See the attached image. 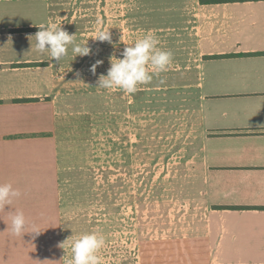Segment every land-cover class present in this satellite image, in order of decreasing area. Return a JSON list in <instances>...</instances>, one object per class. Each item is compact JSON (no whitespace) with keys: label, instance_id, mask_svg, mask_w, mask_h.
<instances>
[{"label":"rangeland","instance_id":"1","mask_svg":"<svg viewBox=\"0 0 264 264\" xmlns=\"http://www.w3.org/2000/svg\"><path fill=\"white\" fill-rule=\"evenodd\" d=\"M195 1L54 0L55 23L92 50L73 59L69 47L56 64L57 264L89 231L106 239L102 264H212L194 87L209 19ZM98 22L111 43L92 38ZM147 32L172 52L168 71L131 95L98 88L109 58Z\"/></svg>","mask_w":264,"mask_h":264},{"label":"crops","instance_id":"2","mask_svg":"<svg viewBox=\"0 0 264 264\" xmlns=\"http://www.w3.org/2000/svg\"><path fill=\"white\" fill-rule=\"evenodd\" d=\"M198 95L212 264H264V0L200 4ZM54 0H0V182L21 190L0 209V264H57V62L35 50ZM64 59V58H62ZM22 211L40 231L10 232ZM211 229V228H210ZM227 238V239H225Z\"/></svg>","mask_w":264,"mask_h":264},{"label":"clouds","instance_id":"3","mask_svg":"<svg viewBox=\"0 0 264 264\" xmlns=\"http://www.w3.org/2000/svg\"><path fill=\"white\" fill-rule=\"evenodd\" d=\"M96 29L94 40L100 42H112L109 29L102 25ZM38 31L34 34L35 50L41 54L47 52L50 57L59 62L68 55L69 47L73 54V59L79 56L92 54V50L87 46V41L77 43L75 34L61 27V23L55 22L36 25ZM160 41L154 32H147L137 39L133 44L126 45L122 51L121 58L112 55L110 67L106 75L102 74L97 80V87L100 89H118L126 94H134L139 86L148 85L154 77H159L161 73L168 71L173 54L169 50L158 47ZM102 61L97 60L90 66V71L95 74L96 67ZM22 192L10 182H0V209L11 205L14 200L20 198ZM10 232L14 236L22 237L25 233L38 236L42 231L36 224L29 228L28 220L22 211H15L10 214ZM106 239L98 231L84 232L72 238L68 242L71 252L67 264H102L101 251L104 249Z\"/></svg>","mask_w":264,"mask_h":264},{"label":"trees","instance_id":"4","mask_svg":"<svg viewBox=\"0 0 264 264\" xmlns=\"http://www.w3.org/2000/svg\"><path fill=\"white\" fill-rule=\"evenodd\" d=\"M200 4H214L223 2H233V1H246V0H198Z\"/></svg>","mask_w":264,"mask_h":264}]
</instances>
